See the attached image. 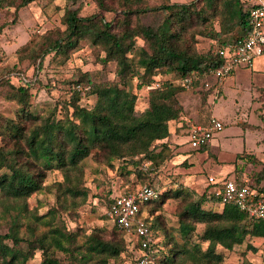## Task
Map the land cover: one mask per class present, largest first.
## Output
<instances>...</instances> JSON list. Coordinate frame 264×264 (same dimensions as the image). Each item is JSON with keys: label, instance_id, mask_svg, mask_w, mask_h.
Here are the masks:
<instances>
[{"label": "trees", "instance_id": "16d2710c", "mask_svg": "<svg viewBox=\"0 0 264 264\" xmlns=\"http://www.w3.org/2000/svg\"><path fill=\"white\" fill-rule=\"evenodd\" d=\"M37 1L0 0V9L15 8L18 13ZM92 1L98 12L84 17L80 0H66L74 8L64 9L65 30L49 32L39 43L21 48L20 59H28L31 53L29 58L40 60L42 68L49 55L68 57L87 42L104 52L106 65L116 63L118 81L96 84L85 74L86 81L72 82L71 96L63 103L66 114L61 119L54 113L42 116L33 112L26 83L15 86L8 82L5 97L16 102L19 109L15 118L0 114V207L7 224V232L0 234V264H28L37 252L42 254L40 264H111L123 255L134 264L139 248L129 241L125 231L117 227L110 234L100 228L73 231L56 223L59 215L72 217L92 203L83 163L96 151L112 169L115 161L122 163L117 171L122 177L123 193H133L141 185L160 191L158 170L171 158L165 140L171 137L170 124L185 111L180 94L200 86L198 91L206 102L217 89L212 72L224 64L219 52L238 47L252 33L244 0H194L185 4L163 0L155 6L149 0ZM107 13H114L113 19H107ZM148 16L157 17V21L144 23L142 20ZM199 35L210 37L218 44L217 49L199 54ZM139 41L144 45L140 46ZM159 75H170L174 80H162ZM187 79L193 84L188 86ZM209 79L215 80V87L205 88ZM134 80L137 90L157 84L147 91L149 109L142 114L136 110L138 94L131 88ZM87 87L89 92L83 90ZM89 96L96 97L92 107L83 104ZM209 148L210 144L198 151L205 153ZM147 163L151 168L143 171ZM54 171L63 174V181L46 184ZM237 173H242L238 167ZM259 183L252 188L264 194ZM35 194L54 196V207L43 215L30 212L27 200ZM174 199L183 204L179 211L181 241L169 233L160 213ZM207 202L215 203L216 199L209 193L196 199L193 193L178 188L161 192L141 205L139 216L145 217V224L156 237L154 264H223L219 248L231 252L252 238H264V223L235 204L214 211L205 209ZM112 204L113 198L108 197L107 212ZM197 225L204 229L199 241L194 242ZM251 251L256 248L247 243L244 257ZM241 264L252 263L244 259Z\"/></svg>", "mask_w": 264, "mask_h": 264}, {"label": "rangeland", "instance_id": "374dc122", "mask_svg": "<svg viewBox=\"0 0 264 264\" xmlns=\"http://www.w3.org/2000/svg\"><path fill=\"white\" fill-rule=\"evenodd\" d=\"M161 1L163 2V0H149V3L151 6H155L159 5ZM192 1L194 0H171L172 3L179 4ZM81 3L84 5L82 16H90L98 12L92 0H80L79 4ZM67 6L74 8V6L68 5L66 0H40L31 3L18 13L15 8L0 9V30H2L0 34V114L4 117L15 118L19 109L16 102L9 101L5 97L10 86L8 82L15 86L21 85L22 82L26 83L30 89L33 112L42 116L54 113L57 118L61 119L66 114L63 103L68 101L71 96L70 84L72 82L79 79L86 81L83 77L85 74L90 75V80L96 84L118 81L116 63L109 62L106 65L103 62L104 52L87 42H82L80 47L68 57L49 55L42 68H39L40 60L29 58L31 53H28V59H20L21 48L30 43H39V40L49 32L65 30L62 25V16ZM113 17L114 13L106 14V18L109 20ZM154 20L157 21V17L148 16L142 21L150 24ZM216 29L218 30L217 26ZM226 39L232 40V37L227 36ZM139 45L143 46L144 43L139 41ZM217 47L218 44L210 37L198 36L196 50L199 54L214 51ZM24 56L27 57L26 54ZM260 64H263V67L257 65L256 68L254 67L256 69L254 71L239 70L233 78H227L221 97H218L215 90L204 102V96L198 91L201 89L200 86L180 94L179 97L185 111L178 121L170 124L171 137L165 140L168 143L170 150L168 154L171 155V158L158 170L157 188L161 192L183 188L199 199L210 191L207 184L209 176L217 175L220 168L229 166V161H232L231 157H235L237 153L240 154L236 156L233 163L242 172L240 175L236 171L237 177L241 176L240 178H242L246 173L248 176H252L254 182L260 176L264 170V85L258 84L261 81L258 77L261 75L259 74L260 70L264 69V62H260ZM159 78L174 80L170 75H159ZM206 83L211 87L214 86L215 80L209 79L204 84ZM136 86L137 82L134 80L131 88L135 94H138L136 110L138 114H142L149 109L148 92L145 89L137 90ZM205 88L207 87L205 86ZM95 101L96 97L89 96L83 100V104L92 107ZM232 101L237 104L241 103L245 109H241L236 114L233 113L231 119L226 118L228 122L223 121L226 129L219 133L218 138L221 140L217 141L210 158L208 159L201 151L180 156V146L177 143L189 141L188 131L191 126L196 123L203 124L209 119L211 112L216 116L230 115ZM243 132H245V136ZM188 148H190L189 145ZM249 151H253L255 154L250 155L247 153ZM113 164L114 169L106 165L96 151L92 152L91 156L83 163L86 187L90 190L91 199L89 198V200L92 203L86 204L78 210V214L72 217L59 215L56 219L59 226L66 225L69 230L73 231L85 228L87 232H91L94 228H100L108 234L114 230V226L108 218L106 204L108 197L114 198L121 194L123 187H121L122 177L117 171L122 163L115 161ZM61 181H63V174L60 171H54L49 175L46 184ZM54 205V196L48 194H35L27 200L28 210L40 215L46 214ZM204 207L214 211L221 209L216 207L213 202H207ZM181 208H183L182 202L174 199L169 200L160 212L169 233L173 234L177 240H180L179 211ZM2 212L0 207V234L7 232V224L4 217L2 218ZM203 229L202 225L194 227V242L199 241L198 237ZM25 233L26 229L24 228L23 234L25 235ZM247 243H251L256 251H251L244 257ZM247 243L236 247L231 252L219 248V251L224 255L223 264H241L244 259L252 264H264V238H252ZM206 246L203 244L204 249ZM41 260L42 254L37 252L34 259L28 264H40ZM111 264H131V259L123 255L118 261H112Z\"/></svg>", "mask_w": 264, "mask_h": 264}, {"label": "built area", "instance_id": "2783aa9c", "mask_svg": "<svg viewBox=\"0 0 264 264\" xmlns=\"http://www.w3.org/2000/svg\"><path fill=\"white\" fill-rule=\"evenodd\" d=\"M244 2L249 9L252 33L238 47H228L219 52L224 64L220 69L212 72L217 88L221 87L237 68L252 69L257 60L264 58V0H244ZM185 83L190 86L193 80L187 79ZM205 86L210 88L208 83ZM155 87L157 84L147 88L146 91ZM78 89L82 90L80 86ZM83 90L89 92L90 87ZM224 129V123L212 117L207 125H196L188 131L189 144L192 149L198 151L211 144ZM150 166L149 163L145 164L142 167L143 171H148ZM208 184L210 186L209 197H214L217 203L220 205L233 203L257 222L264 223V194L252 188L248 181L217 180L215 177H209ZM160 193L161 191L149 185H141L133 193L122 192L113 198L108 218L114 227L127 233L132 244L138 246L139 256L134 264H154L152 248L156 243V237L145 224V217L139 214L141 205L157 198Z\"/></svg>", "mask_w": 264, "mask_h": 264}, {"label": "crops", "instance_id": "0c3cea01", "mask_svg": "<svg viewBox=\"0 0 264 264\" xmlns=\"http://www.w3.org/2000/svg\"><path fill=\"white\" fill-rule=\"evenodd\" d=\"M260 62H264V58H262V59H259V60H257V62H256V64H255V68H256V66L258 65V67H263V64H260ZM262 69V68H261ZM247 71L248 70V68H244V67H239V68H237L229 77H228V79H230L231 77L233 78L234 76H235V74H236V72L237 71ZM250 70H256V69H254V68H252V69H250ZM261 72L259 73V74H261V75H259V77L258 78H260L261 79V81L260 82H258V84H261V85H264V69L263 70H260ZM227 82V81H226ZM226 82H224V84L221 86V87H219V88H217L216 89V93L218 94V97H221L222 96V94H223V88L225 87V84H226ZM232 107H231V110L229 111V113H230V115H220V116H216L215 114H213L212 112H211V116L209 117V119L208 120H206L205 122H203V124H198V125H204V124H208L209 123V121H210V119L212 118V117H215V118H217V119H219V120H221L222 122L223 121H227L228 122V119H231L232 117H231V115H233V113H237V112H240L241 111V109L243 110V109H245V106H243L241 103H239V104H237L235 101H232ZM237 108V110L235 111V109ZM214 109V108H213ZM221 112L223 113V110H221ZM229 117V118H228ZM226 118H228V119H226ZM190 122V121H189ZM196 123V122H195ZM224 123V122H223ZM225 125V124H224ZM226 129V128H225ZM224 129V130H225ZM224 130L222 131V132H224ZM219 135V134H218ZM218 135L215 137V139L213 140V142L210 144V150H209V152H206V153H204V155H206L207 156V158L209 159L210 158V154H211V152H212V150H214L215 149V146H216V143H217V141L218 140H221L220 138H218ZM243 135L245 136V132H243ZM219 142V141H218ZM177 143V142H176ZM180 142H178L177 143V145H179L180 146V149H179V155L181 156V155H183L184 156V154L186 155V154H192L194 151H197V150H194V149H192L191 148V146H190V144H189V141L188 142H182L181 144H179ZM188 145H189V147L190 148H188ZM247 153H249L250 155H252V154H255L253 151H249V152H247ZM240 153H237V155H239ZM236 155V156H237ZM236 156L233 158V157H231V160L232 161H229V163H230V165L229 166H226V167H223V168H220V170H219V172L217 173V175H212V176H209V177H215L217 180H222V179H235V180H238V177H237V175L235 174L236 173V169H237V166H236V164H234L233 162H234V160H235V158H236ZM253 180V178H252V176H248V174H246V173H244L243 174V177H242V179L241 180H238L239 182H242V181H248L249 183H250V185L252 186L253 185V183L255 182L256 184H258L259 182V187H264V179L263 180H261L260 181V177H258V178H256L255 179V181L253 182L252 181ZM253 183H252V182ZM208 184V183H207ZM209 185V184H208ZM216 207H219V208H221L222 209V207H223V205H220L219 203H217V202H215V203H213Z\"/></svg>", "mask_w": 264, "mask_h": 264}]
</instances>
